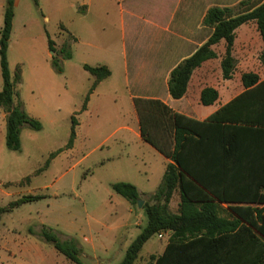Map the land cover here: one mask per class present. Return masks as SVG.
Returning <instances> with one entry per match:
<instances>
[{
	"label": "trees",
	"instance_id": "obj_1",
	"mask_svg": "<svg viewBox=\"0 0 264 264\" xmlns=\"http://www.w3.org/2000/svg\"><path fill=\"white\" fill-rule=\"evenodd\" d=\"M33 2L38 5V0ZM14 4L15 0H5L0 27V108L5 112V146L19 150L20 127L27 124L40 129L41 124L24 110L18 96L20 67L16 65L12 76L8 68L6 51ZM248 20L255 21L263 40L259 59L264 65V2L238 14L232 13V7H211L203 22L213 28L212 33L203 45L171 69L169 94L179 98L185 93L193 69L216 56L211 46L219 39L225 41L219 62L221 76L230 78L234 69L233 30ZM47 45L52 51V69L62 72V61L71 58L69 46L63 42L56 48L48 37ZM83 68L94 80L81 109L95 84L110 74L102 64H83ZM240 82L243 90L203 120L173 111L158 99L134 98L142 138L170 161L154 192L144 193L147 200L143 199L141 208L146 222L117 264H133L145 241L161 229L170 230L162 252L150 254L143 264H264V78L248 70L240 74ZM217 96L214 87L206 86L200 91L199 101L208 105ZM75 123L72 117L66 146L71 145L75 136ZM55 153H50L48 159ZM110 188L132 206L141 197L130 182L115 181ZM173 191L179 194L176 212L169 207ZM42 197L43 194L21 195L0 207V212ZM222 202L228 203L226 213ZM38 235L65 258L81 264L82 248L77 239H60L45 225Z\"/></svg>",
	"mask_w": 264,
	"mask_h": 264
},
{
	"label": "crops",
	"instance_id": "obj_2",
	"mask_svg": "<svg viewBox=\"0 0 264 264\" xmlns=\"http://www.w3.org/2000/svg\"><path fill=\"white\" fill-rule=\"evenodd\" d=\"M240 1L80 0L78 3L84 14L99 12L102 22L117 26L112 33L106 32L98 39L84 42L82 48L73 49L71 58L64 59V86H60V80L50 65L52 53L47 52L49 66H44L42 73L39 71L28 77L31 78V86L37 91L32 94V104H27L29 99L21 93L19 95V98L23 99L24 110L33 117L44 118L50 110V102L56 103L57 106L64 105L70 115L75 113L71 116L76 118L75 136L81 135L84 140L95 142L92 151L103 148L109 139L115 137L123 149L111 156V159L116 162V171L120 170L121 174L115 176L110 183L130 182L143 199L144 191L152 193L157 188L170 160L142 138L134 98L158 99L173 111L203 120L241 92L243 86L240 74L248 70L239 73L238 83L235 81V73L232 72L230 78H222L221 73L219 74L222 80L219 86L211 84V61L219 63L222 59L224 39L212 44L211 47L216 52L215 57L204 60L193 69L186 91L181 97L173 98L168 91L171 69L203 45L212 33L213 28L203 22L207 10L211 7L233 8ZM18 2L19 0H15L11 31ZM4 6L5 0H0L2 15ZM1 25L2 22L0 27ZM233 31L231 56L234 63H237V68H243L245 63L258 61L263 40L255 21L243 22ZM53 42L57 48L61 44ZM83 64L105 65L110 74L95 84L88 95L85 108L81 109L84 97L94 80V76L83 68ZM44 74L48 78L46 81ZM262 78L264 76L260 77ZM39 79H42V84L48 81L43 91L38 89ZM206 86L214 87L218 96L213 103L203 105L199 101V94ZM51 88L54 89V94L45 99L44 96H48ZM3 136L5 140V112L0 108V137ZM132 139L135 141L134 147L125 148ZM178 201V191H173L169 207L172 202L178 204ZM227 204L220 203L223 208H226ZM123 210L126 216L112 228L126 230L127 233L135 226L142 228L146 221L142 225L137 223V212L128 201ZM131 240H128L126 234H117L96 244L91 238H79L77 241L83 254L86 249L93 255L99 251L107 254L120 252L116 260L118 263ZM158 248L160 254L164 246ZM88 250L86 251L89 252ZM152 250L150 254L154 253L156 248Z\"/></svg>",
	"mask_w": 264,
	"mask_h": 264
},
{
	"label": "rangeland",
	"instance_id": "obj_3",
	"mask_svg": "<svg viewBox=\"0 0 264 264\" xmlns=\"http://www.w3.org/2000/svg\"><path fill=\"white\" fill-rule=\"evenodd\" d=\"M78 2L80 0H38V5L33 0L18 2L6 57L11 76L16 65L20 67L22 81L17 87L18 96L21 93L28 98L26 103L29 105L32 104V94L37 91L28 77L39 71L42 73L43 68L49 64L47 37L57 44L65 42L72 56L73 49L82 48L84 42L98 39L106 32L112 33L117 26L102 22L99 12L84 14ZM263 2L246 0L235 5L232 13L247 12ZM2 20L3 15L0 14V23ZM236 64L233 72L237 83L239 73L244 70L255 71L259 77L264 76V65L260 59L245 63L240 69ZM62 72H55L60 86H64ZM220 73L219 63L211 61L212 85L219 86L222 81ZM86 76L90 77L89 74ZM44 79L48 80L45 74ZM41 81L39 79L38 89L43 91L48 81L44 84ZM1 82L0 79V85ZM53 92L51 88L44 98L48 99ZM49 108L46 117H35L41 124L40 129H33L27 124L20 127L19 150L8 149L4 136L0 137V207H6L9 201L21 195H44L40 199L0 212V264H76L38 235L42 225L51 228L60 239L66 236L77 240L91 238L95 244L117 234H126L128 240H131L141 229L135 226L127 233L126 230L112 228L126 216L123 208L127 200L110 188L113 178L121 174L120 170L116 171V162H112L111 156L123 149L122 144L113 137L103 148L92 151L95 142L76 135L71 145L66 146L70 136L71 116L75 113L70 115L64 105L57 106L54 102L49 103ZM134 145L132 139L125 148ZM55 151L57 153L48 159L50 153ZM47 159L48 163L44 166ZM144 192L147 194L149 191ZM143 199L147 200L146 195ZM177 205L172 202L170 210L176 212ZM141 207L136 204L133 209L137 212V223L142 225L146 216ZM224 209V213L228 212ZM167 239L168 236H151L143 244L133 264H143L153 248L156 250L152 254L157 255L160 250L158 247L164 246ZM86 250L80 255L81 264H116L120 253L99 251L93 255Z\"/></svg>",
	"mask_w": 264,
	"mask_h": 264
},
{
	"label": "built area",
	"instance_id": "obj_4",
	"mask_svg": "<svg viewBox=\"0 0 264 264\" xmlns=\"http://www.w3.org/2000/svg\"><path fill=\"white\" fill-rule=\"evenodd\" d=\"M170 230L168 229H161L156 233V236L159 238H166V236H169Z\"/></svg>",
	"mask_w": 264,
	"mask_h": 264
},
{
	"label": "water",
	"instance_id": "obj_5",
	"mask_svg": "<svg viewBox=\"0 0 264 264\" xmlns=\"http://www.w3.org/2000/svg\"><path fill=\"white\" fill-rule=\"evenodd\" d=\"M50 52L52 53L51 50H50ZM142 203H143V199L142 198H138V200H137V206L138 207H141Z\"/></svg>",
	"mask_w": 264,
	"mask_h": 264
}]
</instances>
